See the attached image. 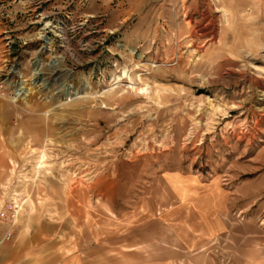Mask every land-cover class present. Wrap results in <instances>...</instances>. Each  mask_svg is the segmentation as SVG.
Masks as SVG:
<instances>
[{
	"label": "rangeland",
	"instance_id": "obj_1",
	"mask_svg": "<svg viewBox=\"0 0 264 264\" xmlns=\"http://www.w3.org/2000/svg\"><path fill=\"white\" fill-rule=\"evenodd\" d=\"M259 1L0 0V244L31 264H264ZM165 172L224 199L225 222L187 252L164 225L125 231Z\"/></svg>",
	"mask_w": 264,
	"mask_h": 264
},
{
	"label": "crops",
	"instance_id": "obj_2",
	"mask_svg": "<svg viewBox=\"0 0 264 264\" xmlns=\"http://www.w3.org/2000/svg\"><path fill=\"white\" fill-rule=\"evenodd\" d=\"M259 2L264 4V0ZM146 182L147 184L143 185L144 189L141 193L143 198L139 200L136 196L135 199L138 203L125 209V216L130 218L129 222L125 221L130 225L125 231L137 230L138 227H141L139 229L141 230L147 228L149 224L163 229L164 225L173 231L175 239H173L172 244L187 252L193 247L204 245L206 239H210L213 233L220 229L219 222H225V203L223 196H220V187L213 189L211 185L206 186L203 181L193 175L171 172H165L158 178L149 182L146 180ZM96 214L97 210L92 213L91 220L94 223L97 222L93 221ZM75 221L79 230L85 226L83 217ZM4 225L3 223L0 225V235L7 229V225ZM138 238L139 234L132 233L129 239L126 235L124 241L126 244L128 241L130 242L128 248L131 249L132 242ZM11 246L6 242L0 244V264H31L32 260L27 254L17 255L13 253ZM135 255H139L143 262L149 261L156 264L185 263L183 259L177 260L172 254L155 257H150L151 255L147 254ZM143 257L145 259H142ZM45 258L47 257L44 256L43 258L44 264H51L50 258L48 257V261Z\"/></svg>",
	"mask_w": 264,
	"mask_h": 264
},
{
	"label": "bare ground",
	"instance_id": "obj_3",
	"mask_svg": "<svg viewBox=\"0 0 264 264\" xmlns=\"http://www.w3.org/2000/svg\"><path fill=\"white\" fill-rule=\"evenodd\" d=\"M53 64L55 65V62H53ZM38 69L36 68V69H34V74H36V73H38ZM22 81V80H21ZM83 85L81 86V87H77V88H75L74 90L75 91H73L74 92V94L75 95H78L79 93H80V91L81 90H83L84 88H86L87 87V82H83L82 83ZM16 86H18V88H17V94H18V96H26L27 95V93L29 92V90L27 91V90H24L23 88H22V86H21V83H19V82H17L16 83ZM71 93V92H70ZM16 94V95H17ZM71 95V94H70ZM67 96H69V93L67 94ZM72 97H70V98H68V97H66V99L68 100H70ZM30 158H31V161H30V165H31V167H32V169L34 170V172L36 173V175L37 176H45V175H47V174H49L48 172H49V170H50V166H49V159H48V154L45 152V151H43V150H41V151H39L38 153H35V152H33L32 153V155L30 156ZM15 165V164H14ZM32 170V171H33ZM27 174H23L22 176L23 177H25ZM24 181H25V179H24ZM22 182V181H21ZM26 182V181H25ZM23 183V182H22ZM22 183H21V185H22ZM24 184V183H23ZM20 185V187L22 188V187H24L23 185L21 186ZM20 189V188H19ZM22 190V193H23V189H21ZM25 190V189H24ZM15 194V193H14ZM13 194V195H14ZM12 195V196H13ZM16 195V194H15ZM24 200H25V202H27V205H28V210L30 211V209H31V204H32V202H31V204H30V201H29V199H28V197H26L25 196V198H24ZM14 203V202H13ZM20 208V207H19Z\"/></svg>",
	"mask_w": 264,
	"mask_h": 264
}]
</instances>
